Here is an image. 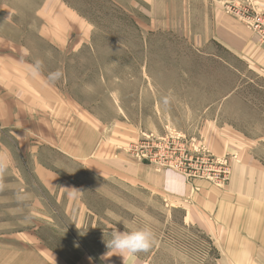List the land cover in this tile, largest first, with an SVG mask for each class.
<instances>
[{"label": "rangeland", "instance_id": "1", "mask_svg": "<svg viewBox=\"0 0 264 264\" xmlns=\"http://www.w3.org/2000/svg\"><path fill=\"white\" fill-rule=\"evenodd\" d=\"M236 7L264 14V0H0V264H123L101 259L121 221L157 239L128 264H215L166 185L264 168L259 43Z\"/></svg>", "mask_w": 264, "mask_h": 264}, {"label": "crops", "instance_id": "2", "mask_svg": "<svg viewBox=\"0 0 264 264\" xmlns=\"http://www.w3.org/2000/svg\"><path fill=\"white\" fill-rule=\"evenodd\" d=\"M230 21L235 30L240 27ZM216 28L221 42H228L227 32L220 24ZM235 38L232 35L231 44H238ZM255 45L249 46L250 57L264 72V51L259 44L261 50L252 47ZM47 181L50 192L57 189L53 175H47ZM195 186L198 188L190 187L185 180H170L166 185L171 198L190 199L185 201V207L204 222L202 225L215 245V264H264V168L254 159H241L233 162L227 187L206 186L204 182Z\"/></svg>", "mask_w": 264, "mask_h": 264}, {"label": "clouds", "instance_id": "3", "mask_svg": "<svg viewBox=\"0 0 264 264\" xmlns=\"http://www.w3.org/2000/svg\"><path fill=\"white\" fill-rule=\"evenodd\" d=\"M42 68L43 62L41 60H36L32 66V71L34 74H39ZM62 76L63 72L61 70H57L49 74V79L55 82L61 79ZM6 167V161L0 157V174L3 173ZM121 222H123L126 231L120 232L119 230H113L111 233V239L109 240L105 239L104 233V243L107 251L101 259L107 260L116 255L122 257L123 264H128V258L130 256L141 252H148L157 243V239L153 229L148 225L129 230L127 222Z\"/></svg>", "mask_w": 264, "mask_h": 264}, {"label": "built area", "instance_id": "4", "mask_svg": "<svg viewBox=\"0 0 264 264\" xmlns=\"http://www.w3.org/2000/svg\"><path fill=\"white\" fill-rule=\"evenodd\" d=\"M238 8L239 7H236V9L233 10L235 15L242 20L247 29L257 37L259 46L264 50V14L263 16L260 14L251 16L249 9L242 12ZM181 166H183L182 163ZM219 175L221 178L219 183L225 186L230 179V169L221 170Z\"/></svg>", "mask_w": 264, "mask_h": 264}]
</instances>
